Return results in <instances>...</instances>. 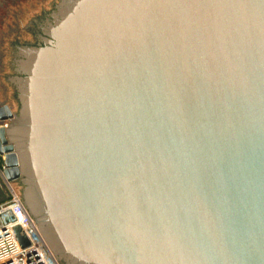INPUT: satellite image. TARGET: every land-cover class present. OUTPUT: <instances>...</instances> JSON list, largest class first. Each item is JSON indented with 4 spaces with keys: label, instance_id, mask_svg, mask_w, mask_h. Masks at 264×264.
Instances as JSON below:
<instances>
[{
    "label": "water",
    "instance_id": "obj_1",
    "mask_svg": "<svg viewBox=\"0 0 264 264\" xmlns=\"http://www.w3.org/2000/svg\"><path fill=\"white\" fill-rule=\"evenodd\" d=\"M38 5L0 28V156L56 260L264 264V0Z\"/></svg>",
    "mask_w": 264,
    "mask_h": 264
},
{
    "label": "built area",
    "instance_id": "obj_2",
    "mask_svg": "<svg viewBox=\"0 0 264 264\" xmlns=\"http://www.w3.org/2000/svg\"><path fill=\"white\" fill-rule=\"evenodd\" d=\"M0 127H6V123H1ZM1 188L6 189L7 196L0 201V264H60L44 241L12 184L4 178L2 164L0 166ZM16 226H20L26 235L25 246L17 240L14 233Z\"/></svg>",
    "mask_w": 264,
    "mask_h": 264
},
{
    "label": "rangeland",
    "instance_id": "obj_3",
    "mask_svg": "<svg viewBox=\"0 0 264 264\" xmlns=\"http://www.w3.org/2000/svg\"><path fill=\"white\" fill-rule=\"evenodd\" d=\"M39 1L40 0H0V28L12 39L42 11L41 7L38 5ZM0 162L2 164V161ZM6 196V189L4 190L1 188L0 201L6 199Z\"/></svg>",
    "mask_w": 264,
    "mask_h": 264
},
{
    "label": "flooded vegetation",
    "instance_id": "obj_4",
    "mask_svg": "<svg viewBox=\"0 0 264 264\" xmlns=\"http://www.w3.org/2000/svg\"><path fill=\"white\" fill-rule=\"evenodd\" d=\"M48 18V17H47ZM47 20V19H46ZM45 22V21H44ZM44 22H41L40 24H42L43 25V23ZM40 32V31H39ZM10 78V77H9ZM9 78H8V80H9ZM10 82V81H9ZM11 83V82H10ZM11 85H13L14 87H15V89H16V86H15V84L14 83H11ZM17 91V90H16ZM17 95H18V92H17ZM20 105V104H19ZM20 107V106H19ZM19 109V108H18ZM18 111V110H17ZM0 161H2V159H1V157H0ZM0 166H1V162H0ZM20 183V185L22 186V188H23V185H22V183L21 182H19ZM22 190V189H21Z\"/></svg>",
    "mask_w": 264,
    "mask_h": 264
}]
</instances>
